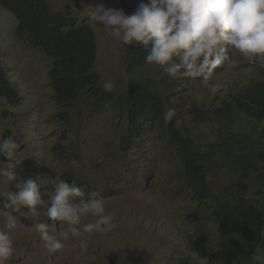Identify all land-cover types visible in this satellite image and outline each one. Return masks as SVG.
Instances as JSON below:
<instances>
[{
    "label": "rangeland",
    "instance_id": "374dc122",
    "mask_svg": "<svg viewBox=\"0 0 264 264\" xmlns=\"http://www.w3.org/2000/svg\"><path fill=\"white\" fill-rule=\"evenodd\" d=\"M46 1L53 13L70 11L77 21H86L93 27L97 39L94 69L99 88L105 81H111L113 89L122 90L129 76L140 77V70L130 71L128 75L125 69L126 45L105 32L102 25L100 27L88 15L90 8L86 6L98 3L121 10L120 0ZM16 25L15 16L0 6V61L20 95L18 104L0 98V141L14 140L19 146L16 156L23 160L16 170V181L0 177V193L17 191L15 184L31 175L50 183L41 187L45 203L38 206L34 214L27 207L13 212L25 227L6 229L5 219L0 217V230L9 231L14 241V253L7 264H109L111 261L120 264H237L234 255L222 245L207 205L192 199L180 161L165 132L148 127L136 134L130 147L123 151L121 139L128 134L129 122L120 106L122 101L103 103L88 91L67 106L57 104L50 76L52 60L16 34ZM234 55L235 59L222 69L224 82L210 78L207 85L191 83V80L183 85L182 80H176L169 88L173 93L170 107L176 110L177 129L190 136L200 148L228 138L227 125L231 130L238 126L249 130L264 127V120L258 121L239 112L227 121V117L218 115L198 116L192 107L193 102L203 109L220 105L222 98L230 97L233 82L239 78L248 81L246 77L254 62L239 53ZM154 71L157 78L163 74L160 69ZM215 83L222 87L212 95L209 88ZM217 156L226 159L221 152ZM237 161L223 163L219 168H216L218 163L211 164L208 201L220 196L224 189L222 183L230 184L235 177H241L234 172ZM6 166L7 158L0 156V167ZM255 176L254 173L248 176L251 184L247 196L251 199L258 190ZM56 178L82 188L85 198L99 192L105 212L114 216L117 227L107 233L83 234L86 242L83 249L78 239L71 238L64 242L63 249L49 252L31 227L35 222H45L50 227L55 225V229L50 230L52 234L63 230L59 221L49 220L45 215L51 203L47 193L53 191L51 182ZM4 199L0 197V201ZM193 211L195 218L190 220ZM92 220L88 216L83 222ZM202 234L207 236L208 246H204L207 250L200 255L191 239ZM258 249L254 255L261 257V248ZM252 258L246 264H252Z\"/></svg>",
    "mask_w": 264,
    "mask_h": 264
},
{
    "label": "trees",
    "instance_id": "16d2710c",
    "mask_svg": "<svg viewBox=\"0 0 264 264\" xmlns=\"http://www.w3.org/2000/svg\"><path fill=\"white\" fill-rule=\"evenodd\" d=\"M140 2L141 0H120L126 15L133 14ZM0 6L15 16L16 34L24 37L29 45L40 48L52 60L50 76L57 104L67 106L88 91L103 103L113 102L115 99L122 101L120 106L129 122L128 134L121 139L123 151L130 147L136 134L146 131L148 127L161 129L180 161L192 199L198 204L207 205L222 245L234 255L237 264L248 263L258 248H261L260 255L264 257V127L249 130L245 126H238L231 130L227 125L228 138L209 142L200 148L190 136L187 137L177 129L176 116L171 122L165 123L163 112L171 105L173 93L169 88L176 80H182L184 85L190 80L191 83H203L201 78L170 77L162 67L146 62L150 45L145 48L133 43L126 45L124 49L125 69L128 75L130 71L140 70V77L129 76L122 90L112 88L105 91L103 87H98V74L94 69L96 34L86 21H77L70 11L67 14L53 13L46 0H0ZM235 56L232 55L231 59H235ZM223 67L222 64L214 71L212 80L224 82ZM154 69H160L163 74L157 78ZM5 71L0 62V98L18 104L20 97L16 96ZM246 78L247 82L245 78L233 82L230 97L222 98L220 105L211 109L200 108L192 101L195 113L198 116L227 117L229 121L239 112L256 117L258 121L264 120V67L254 62L250 75ZM220 152L226 159L217 156ZM236 160L238 166L234 172L241 177H235L230 184L222 183L224 189L220 196L208 201L211 196L208 173H213L211 164L218 163L216 168H219L223 163H233ZM250 173L256 174L255 185L258 187L252 199L247 196L251 184L248 178ZM29 177L37 181V176ZM195 214V211L190 213V220L195 218ZM48 219L51 220L50 217ZM234 234L239 237L236 238ZM206 241L207 236L204 234L191 239L200 249V254L207 250L204 247L207 246ZM207 254L208 252L205 255Z\"/></svg>",
    "mask_w": 264,
    "mask_h": 264
},
{
    "label": "clouds",
    "instance_id": "9594fccd",
    "mask_svg": "<svg viewBox=\"0 0 264 264\" xmlns=\"http://www.w3.org/2000/svg\"><path fill=\"white\" fill-rule=\"evenodd\" d=\"M86 7L90 8L89 18L123 44L136 43L145 48L150 45L146 62L162 67L172 78H201L207 85L214 71L231 62L235 53L264 67V0H141L131 15L103 3ZM6 77L9 80L7 72ZM221 87L215 83L209 91L215 95ZM103 88L110 91L113 83L105 81ZM175 116L176 110L172 107L163 112L165 123ZM18 147L11 138L0 141V156L7 158V166L0 167V177L13 182L23 161L16 156ZM37 180L39 183L31 178L20 180L15 184L17 191L0 193V197L5 198L0 201V217L5 219L6 229L25 227L13 212L27 207L34 214L38 206L45 203L41 187L50 182L39 177ZM51 184L53 191L47 193L51 203L45 215L59 221L63 230L52 234L50 230L55 229V225L50 227L45 222H35L31 227L49 252L63 249L64 242L71 238L78 239L83 249L86 247L83 234L107 233L117 227L114 216L105 212L99 192L85 198V191L76 184L69 185L58 178ZM88 216L93 220L84 223ZM193 247L200 254V249ZM13 253L14 241L9 231L0 230V264H7ZM252 264H264V257L254 255Z\"/></svg>",
    "mask_w": 264,
    "mask_h": 264
},
{
    "label": "bare ground",
    "instance_id": "6f19581e",
    "mask_svg": "<svg viewBox=\"0 0 264 264\" xmlns=\"http://www.w3.org/2000/svg\"><path fill=\"white\" fill-rule=\"evenodd\" d=\"M207 171V170H206ZM109 264H111V263H109ZM114 264V263H113Z\"/></svg>",
    "mask_w": 264,
    "mask_h": 264
}]
</instances>
